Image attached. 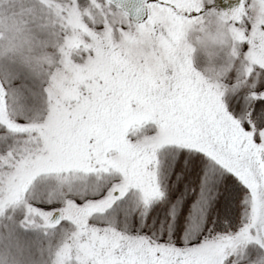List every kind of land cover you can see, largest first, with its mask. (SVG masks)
I'll return each mask as SVG.
<instances>
[{
  "label": "snow or ice",
  "instance_id": "1",
  "mask_svg": "<svg viewBox=\"0 0 264 264\" xmlns=\"http://www.w3.org/2000/svg\"><path fill=\"white\" fill-rule=\"evenodd\" d=\"M227 2V0H226ZM212 0H113L161 43L158 60L105 61V24H79L57 87L0 78V210L42 224L60 264H264V53L238 17L240 55L222 82L182 52L183 25ZM105 21L110 22L107 14ZM251 29V36L248 35ZM134 30V29H133ZM264 48V44L261 45ZM115 52V49H113ZM2 180V177H0Z\"/></svg>",
  "mask_w": 264,
  "mask_h": 264
},
{
  "label": "clouds",
  "instance_id": "2",
  "mask_svg": "<svg viewBox=\"0 0 264 264\" xmlns=\"http://www.w3.org/2000/svg\"><path fill=\"white\" fill-rule=\"evenodd\" d=\"M89 12L90 20L106 25L95 41L105 61L134 67L141 59H159L161 43L154 34L136 25L121 32V26L131 22L113 0H0V78L15 74L57 87L75 78L81 69L69 62L68 53L79 52L69 44L80 36L79 24ZM106 14L110 22L105 21ZM201 16L183 25L180 44L192 68L193 54L197 50L203 54V71L193 68L203 81L222 82L237 60L248 59L242 60L240 43L232 31L238 17L255 25L253 50L264 53V0H240L233 12L209 9ZM2 163L8 165L0 171V183L6 188L15 165L8 158ZM9 207L6 204L0 210V264H60L65 250H57L47 229L39 223H23Z\"/></svg>",
  "mask_w": 264,
  "mask_h": 264
},
{
  "label": "rangeland",
  "instance_id": "3",
  "mask_svg": "<svg viewBox=\"0 0 264 264\" xmlns=\"http://www.w3.org/2000/svg\"><path fill=\"white\" fill-rule=\"evenodd\" d=\"M234 0H214L218 10H224L232 6ZM206 64L203 54L197 50L192 57V66L196 71L202 72Z\"/></svg>",
  "mask_w": 264,
  "mask_h": 264
}]
</instances>
